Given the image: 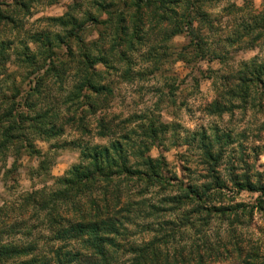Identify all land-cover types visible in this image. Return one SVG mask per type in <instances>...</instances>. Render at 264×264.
<instances>
[{
	"label": "trees",
	"instance_id": "16d2710c",
	"mask_svg": "<svg viewBox=\"0 0 264 264\" xmlns=\"http://www.w3.org/2000/svg\"><path fill=\"white\" fill-rule=\"evenodd\" d=\"M92 1L94 13H83L95 28L96 37L87 44L81 38L85 30L83 17L75 13L77 2H73L62 16L47 18L62 33L58 31L53 36L28 34L31 42L39 43V52L49 64L44 74L52 72L58 78L54 71L53 49L61 44L65 45L70 59L78 64L63 97L50 96L51 93L43 96L40 76L29 89L25 105L34 109L36 104L29 100L40 96L44 103L31 117L15 113L13 105L0 113V163H4L2 177L5 180L17 182L22 148L17 142L21 130H29L42 141L60 137L62 111L63 123L73 124L83 135L89 134L84 115L108 108L112 95L107 81L108 70L118 72L121 67H116L117 64L125 65L121 77L126 81L153 75L162 60L168 58L165 44L180 35L190 40L175 54V61L189 63L190 59L210 56L223 62V53L212 48L211 42L198 37L203 24L212 29L213 18L208 8L222 0ZM242 1L247 4V0ZM19 4L26 6L22 2ZM224 8L229 13L241 9L230 0H226ZM100 15L106 17L101 19ZM13 22L11 19L10 23ZM246 24L244 33L237 30L223 40V48L240 46L244 38L246 46L250 47L249 44L253 46L261 38L249 37L253 27ZM254 26L258 27V23ZM262 26L264 18L258 28ZM71 40L86 46L80 59L74 57ZM7 48L2 41L0 60ZM23 50L31 52L27 45ZM134 54L136 56L132 57ZM23 55L22 63L36 65L38 53ZM136 58L138 61L134 60ZM137 63L138 70L133 72L131 66ZM98 65L103 69H96ZM61 69L65 72L62 64ZM219 79L220 87L206 107L213 116L221 117L235 109L244 111L250 103L264 98V93L258 94L264 91V64L255 58L239 62L229 75ZM3 101L6 105L15 102L7 97ZM95 129L98 138H109L106 144L72 141L70 144L80 149L78 163L62 176L52 177L46 160H41L34 171L38 176L53 179L52 184L22 192L16 203L0 206V264H260L254 251L243 257L235 242L221 243L218 247L209 243L203 234L187 247L174 243V234H167L169 240L165 234L153 231V225L160 218H169L164 225L172 226L171 231L175 226L192 231L194 225L200 221L205 224V218L210 219L212 215L232 216V220H238L240 208L242 214L248 215L254 209H264V182L260 178L253 179L244 152L236 161L232 157L225 161V172L222 171L227 153L232 152L231 146L235 143L229 130L215 127L210 134L204 130L190 133L199 151L194 166L202 171L194 172L185 165V170L197 176L185 180L167 168L168 163L162 155H149L151 148L170 138L168 124L158 118L144 120L137 115L107 118L104 113L96 119ZM237 146L241 149L242 143ZM24 148L30 154L41 156L32 142ZM9 157L12 162L7 168L5 163ZM256 175L261 176L260 173ZM227 182L236 193H258L256 205L246 211L240 205L221 204L219 200L224 198ZM157 190L162 192V197L155 200ZM141 222L147 230L157 233L148 240L127 241L130 228Z\"/></svg>",
	"mask_w": 264,
	"mask_h": 264
},
{
	"label": "rangeland",
	"instance_id": "374dc122",
	"mask_svg": "<svg viewBox=\"0 0 264 264\" xmlns=\"http://www.w3.org/2000/svg\"><path fill=\"white\" fill-rule=\"evenodd\" d=\"M230 1L235 2L241 9L231 11V13L227 12L224 8L226 0L212 5L207 10L213 18L212 29L209 30L203 24L198 31L199 38L209 44L211 42L212 48H217L220 53H223V62L212 59L210 56L190 59L189 63L175 61V54L180 52L190 40L185 35L176 36L165 44L168 58L162 60L161 65L157 66L159 70L153 75H146L142 79L135 77L132 81H126L121 77L124 64L116 65V67H121L118 72L108 70L107 81L112 89V95L107 103L108 108L92 115H84L89 134L83 135L73 124L63 123L62 111L59 124H62L63 133L60 137L42 141L33 136L29 130H21L19 132L20 139L17 142L22 145L18 160L20 166L16 172L17 182L11 179L5 180L2 177L4 163H0V206L3 204L10 206V204L16 203L22 192L52 184L53 179L38 176L34 171L41 160H46L49 176L52 177L62 176L72 165L78 163L80 149L70 144L72 141H80L81 144L87 142L90 145L106 144L108 137L98 138L95 135L96 119L104 113H107V118L117 115L124 119L130 115H137L140 119L158 118L160 122L168 124L170 138L151 148L149 155L152 157L162 155L168 163L167 168L185 180L189 178L193 180L197 177L191 174V170H185V165L190 166L194 172L202 171L200 167L195 168L194 166L199 151L196 148V142L189 137L190 133L204 130L210 134L215 127L220 130H229L235 143L231 146L232 152L227 153L222 171H224L225 161L230 157L236 161L239 154L244 152L247 156L246 162L250 173L254 175L253 179L260 178L264 182V98L250 103L244 111L235 109L232 113H224L221 117L209 114L206 109L220 87L219 77L229 75V72L241 61L255 58L258 63L264 64V26L258 28L262 25L264 18V0H247L246 5L242 0ZM21 2L26 6L22 7L19 4ZM73 2L78 3L76 15L80 18L83 17L85 30L81 34V38L87 44L96 37L95 28L83 13L85 11L94 13L95 5L92 0H0V43L3 41L8 47L5 56L0 60V113L7 106L13 105L16 108L15 113L22 112L31 117L34 111L44 103L40 100V96L29 100L30 103L34 101L36 104L34 109L25 105L29 89L34 87L40 76L43 78L40 84L43 96L51 93L50 96L63 97L70 88L72 71L78 62H73L74 60L70 59L65 45L61 44L53 49L55 52L53 59L56 64L54 71L58 73V78H55V74L52 72L44 74L49 64L43 60L44 56L39 52L41 50L39 43L31 42L28 34L53 36L55 32L62 33L58 27L48 22L47 18L62 16ZM105 17V15H100L101 19ZM11 19L14 20L12 24L10 23ZM255 22L258 23V27L254 26ZM246 23L253 27L249 37L261 38L254 42L253 46L249 44L250 47L246 46L248 44H245L244 38V43H240V46L235 44L223 48V40L230 37L234 31L238 30L244 33ZM24 45L29 47L30 53L23 50ZM70 46L76 59H80V55L86 51L85 45L73 40L70 41ZM23 53H38L36 65L32 67L22 63ZM135 56L136 54L132 57ZM134 60L138 61L137 58ZM61 64L65 72L62 71ZM138 64L133 65V68L131 66L133 72L138 70ZM71 68L72 70H69ZM96 69L103 68L98 65ZM260 93H264V91L260 90L258 94ZM5 97L9 101H15L14 104L6 105L3 101ZM26 126L27 124H25ZM174 134L176 137L173 136ZM28 142L33 143L35 149L40 151L41 156L27 152L24 147ZM238 143H242L241 149L237 146ZM60 145L64 146L59 148ZM253 148L255 151L252 152ZM11 162L12 157H9L5 163L7 168ZM256 173H260L261 176H257ZM227 185L228 189L223 190L224 198L219 200L221 204L225 206L240 205L246 211L256 205L258 193L246 191L236 193L229 182ZM154 197L155 200L161 199L162 192L158 191ZM211 217L210 219L205 218L207 220L205 224L200 221L198 225H194L195 228L192 231L185 230L184 226H175L171 231L172 226L164 225V221L169 218L166 217L165 220L160 218L153 225V231L156 230L160 235L165 234L169 240L171 238L167 237V234H174V243L187 247L198 235L203 234L214 246L220 247L221 243L235 242L240 246L243 257L254 251L257 254L258 262L264 264V209H254L253 213L248 215L242 214L240 208L238 220H232V216L222 218L212 215ZM142 225L141 222L138 226L130 228L127 241L148 240L157 233L147 230ZM226 262L223 261V263Z\"/></svg>",
	"mask_w": 264,
	"mask_h": 264
}]
</instances>
